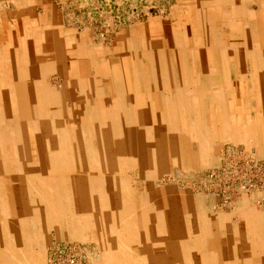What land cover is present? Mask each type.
Here are the masks:
<instances>
[{"label": "bare ground", "instance_id": "obj_1", "mask_svg": "<svg viewBox=\"0 0 264 264\" xmlns=\"http://www.w3.org/2000/svg\"><path fill=\"white\" fill-rule=\"evenodd\" d=\"M192 2L178 22L131 31L128 36L136 51L123 55L112 71L109 63L89 57L94 48L84 38L63 48L65 43L54 37L45 40L43 33L26 32L25 45L46 46L36 52L46 61L54 53L77 61L64 74L60 88L51 87L45 75L24 74L27 55L3 54L0 264H45L44 254L30 248L31 243L36 245V233L47 235L49 227L60 232L62 223L69 225L65 233L70 241H85L76 230L90 232L91 224L99 223L100 239L108 245L107 264H264V214L245 199L239 207L241 234L223 241L205 232V246L183 238L178 215L182 209L186 212L187 198L159 193L153 185L162 171L187 163L178 151L185 139L177 133L193 132L198 138L200 131L189 129L186 117L199 121L206 116L211 125L215 112L218 130L205 129L207 137L218 134L222 141H236L247 134V127L253 134L257 122L242 112L241 100L264 105L256 95L264 91V0ZM251 3L256 11L248 10L254 8ZM8 41V48L23 46L14 33ZM23 47L22 54H30L31 48ZM95 53L100 56L96 49ZM21 83L32 89L24 94L17 89ZM172 89L182 96L173 95ZM101 91L108 93L106 99L90 98ZM231 98L233 114L226 109ZM17 116L24 128L20 133L10 126ZM259 123L264 133V121L256 126ZM19 138L26 150L16 144ZM200 146L203 152L208 148L205 141ZM204 158L205 162L206 153ZM129 168L139 170L152 191L139 195L126 175ZM201 209L204 221L229 228L228 216Z\"/></svg>", "mask_w": 264, "mask_h": 264}, {"label": "rangeland", "instance_id": "obj_2", "mask_svg": "<svg viewBox=\"0 0 264 264\" xmlns=\"http://www.w3.org/2000/svg\"><path fill=\"white\" fill-rule=\"evenodd\" d=\"M192 1L193 0H0V63L3 65L4 61L2 58L6 51L11 53L9 55L11 58L27 55L28 58L25 63L28 64L25 65L26 68L23 67V70L26 69L24 74L26 73L28 76L32 73L45 75L51 87L59 86L60 88L59 84L64 80V74L70 73L72 70L71 63H77V61L72 59L64 60V57L60 56V58L57 53L53 54L51 61H46L42 56L40 57V55L36 53L38 51L42 52L46 46L41 44L37 47L32 44L25 45L24 41L26 40L24 37L26 32L29 31L33 36L43 33L45 40L54 37L55 39L53 41L59 40L65 43L62 45L63 48H66V46L77 37L84 38L87 44L94 48L89 54V57L99 64L105 65L109 63L110 67H108V69L112 71L111 69L115 66H119L118 62L124 57L123 55L128 53L134 54L136 51L135 44L133 45L128 36L131 31H138L140 27H151L154 24L168 26L175 21L178 22L180 17H186L187 10L193 5ZM246 3L248 4L249 1ZM251 4L254 6V3ZM251 9L252 10H248L253 12L256 11L257 8L254 6V8ZM13 33L15 34V38L22 42L23 46L31 48L30 54H28V52L22 54V50L25 48L20 45L8 48V38L13 36ZM52 48L56 50L55 45ZM95 49L100 56L96 55ZM168 56L170 57V55ZM167 64L170 65L168 60ZM94 68L95 65L92 71L95 70ZM4 76L6 75L1 76V78ZM28 76L24 75V79L33 78L34 81V77L29 78ZM36 78L38 80L39 77H35V80ZM9 87L13 89L12 86ZM17 89H20L21 92L25 94V91L32 89V87L21 83L20 87ZM172 90V94L175 96H182L183 94L180 91L175 92V89ZM189 93L187 92L184 94L189 95ZM256 95L263 103L264 91H259ZM89 96L94 100L106 99L108 93L101 91L98 92V94H90ZM199 96V104L202 110L204 109L203 112L208 113L206 112L207 109L203 108V98ZM232 101V98L228 100L227 105L229 106L226 107L231 114L235 113L234 109L236 108L233 104L235 102L232 103ZM241 101V108H243L242 112L247 114L250 121H264V105H260L259 102L246 103L243 100ZM218 102L225 107V104H223L220 98ZM213 116L211 125L207 122L206 116H203V119L199 118V121L192 117H186L185 122H187L189 129L192 127L195 130H199V137L201 138L202 136L203 140L199 139V137L195 138L198 135H194L193 132L189 134L184 133L183 135L182 132H180L181 134L177 133L178 138L183 137L185 139L181 142V149L178 151L179 155L184 157L187 163L186 165H180L179 163V165L174 164L171 171H169L170 169L162 171L159 178L153 182L154 188H156L159 193L166 194L168 192H173V198H175V193L177 198H187L186 207L189 209L187 208L186 212H184L183 209L180 210L182 213L178 215V221H180L179 224H181L184 232L183 238L189 241H196L200 244L201 241L202 244L205 243L206 239L202 237V235H206V233L210 236L216 235L221 239L228 237V235L232 236L236 233L241 234L240 228L242 219L239 214V207L243 204L244 199L247 201L249 207L260 214H264V133L262 125L259 123V125L256 126L257 122H255L253 134L251 133L252 130L247 127V134L242 135V139L239 138L236 141L234 139L233 141L230 140L229 137H226L228 135L225 134L224 137L226 138H223L222 141L218 134L214 135V137L210 134L208 138L204 131L210 128L215 131L218 130L215 112H213ZM13 120L14 119H11L10 126L20 133L23 128L19 123L20 117L17 116L15 125L12 124L14 123ZM3 126L7 127V125L4 124ZM73 126L74 125H70L69 128H73ZM56 127L61 126L56 125ZM237 127L239 128L238 125H235V128ZM16 141L18 147L26 150V145L22 139L19 138ZM203 141L208 144V148H205V152H203L200 146V142L202 143ZM231 147L236 148L237 152L234 156L228 157L227 150ZM243 151L247 152L249 156L244 155ZM205 153L207 154V159L204 162ZM223 160L227 161L228 165H226ZM218 167L219 169L216 170L218 172L217 175H222L223 172H229L227 176L210 178L212 169ZM126 175L130 178L131 186L137 190L139 195L152 191V189L148 187L150 183H148L146 178L142 177L139 170L136 171L129 168L126 171ZM244 185H246L247 191H244V193L243 191H238V188ZM177 207L180 206L177 205ZM201 208L207 210L214 216L220 214L228 216L230 222L229 228H221L215 221H204L205 219L203 220L202 218L203 210ZM191 218H193L194 221L188 223ZM91 226L92 230H90V232L81 228L76 230L78 234L84 235L87 238L85 241L68 240L66 238L68 237V233L65 232L68 231L69 225L65 223L61 224L60 232L56 228L49 227L47 228V235L41 231L36 233L34 236L36 245L31 243L30 248L33 250L40 249L41 254H44L45 264H48L49 256H54V253H50V249L53 248L52 246L58 244L64 246L66 243L76 244L85 256V264H107L106 257L108 256L105 253V247L107 246L108 248V245L100 239L102 227L99 223H93ZM184 226L186 227L183 228ZM228 229H230V231ZM204 245L207 246L206 243Z\"/></svg>", "mask_w": 264, "mask_h": 264}, {"label": "built area", "instance_id": "obj_3", "mask_svg": "<svg viewBox=\"0 0 264 264\" xmlns=\"http://www.w3.org/2000/svg\"><path fill=\"white\" fill-rule=\"evenodd\" d=\"M230 149V150H229ZM227 150L228 154L227 156L229 157H232L236 154L237 152V149L234 148V147H231ZM244 155L246 156H249V154L245 151H243ZM224 161V160H223ZM224 163L226 165H228V162L227 161H224ZM220 167V166H219ZM218 168H215V169H212L211 171V175H210V178H220V177H226L227 174L229 172H223L222 175H217V171L219 169ZM242 183H247V182H242ZM250 185V184H248ZM247 191L246 189V185L244 186H241L238 188V191ZM53 248L50 249V253H54V256H49L48 258V264H85L86 263V260H85V256L83 255V252L82 250H80L79 246L76 245V244H65L64 246L63 245H56V246H52Z\"/></svg>", "mask_w": 264, "mask_h": 264}]
</instances>
